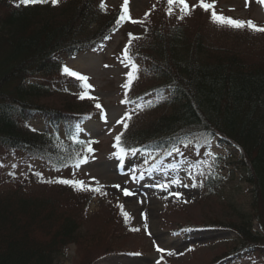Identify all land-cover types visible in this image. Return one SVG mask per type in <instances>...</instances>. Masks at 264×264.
<instances>
[{
  "label": "trees",
  "instance_id": "obj_1",
  "mask_svg": "<svg viewBox=\"0 0 264 264\" xmlns=\"http://www.w3.org/2000/svg\"><path fill=\"white\" fill-rule=\"evenodd\" d=\"M111 11H101L93 0L55 6L0 0V162L25 157L63 169L73 167L77 153L88 154L70 137L75 133L89 142L77 125L90 116L91 100L79 98L80 81L62 68L65 57L94 50L109 36L120 4ZM151 34L141 56H147L143 64L156 82H146L138 92L150 96L149 110L164 111L138 129L125 130L123 145L140 149L138 154L156 153L153 164L159 168L186 158L201 161L213 141L225 147L252 198L247 221L210 225L228 228L240 240L213 262L264 256V57L249 61L239 48L213 45L200 32L188 37L177 27L162 26ZM68 86L76 92L64 89ZM60 93L69 98L59 106L44 103ZM40 120L43 127L36 128L33 121ZM187 140L192 143L185 147L181 142ZM174 146L180 153L166 155ZM188 148L192 153H185ZM15 188L0 196V264H61L70 244L80 255L75 264H94L114 251L105 231L80 233L71 204L26 195L20 184ZM255 220L260 232L251 230Z\"/></svg>",
  "mask_w": 264,
  "mask_h": 264
},
{
  "label": "rangeland",
  "instance_id": "obj_2",
  "mask_svg": "<svg viewBox=\"0 0 264 264\" xmlns=\"http://www.w3.org/2000/svg\"><path fill=\"white\" fill-rule=\"evenodd\" d=\"M66 1L59 0L58 4ZM101 2L93 0L97 7H100ZM205 2L214 3V9L205 11L198 6V0H187L190 9L192 5L197 6L190 15L178 19L181 15L180 6L174 5L169 15L165 11L166 0H128L130 20L121 24L116 23L117 19L113 21L114 30L94 50L65 57L64 66L86 76L87 83L91 85L84 98L91 100L85 103L90 118L80 125V135L95 141L94 151L86 153L87 163L81 164L79 168L57 169L51 168L44 160L25 157L5 158L0 162V196L13 192L15 186L20 184L23 187L21 193L51 198L59 206L66 203L74 206L75 215L79 218V230L83 235L105 231L114 251L97 258L94 264H214L221 257L213 262L214 258L230 251L240 242L230 229L210 226L215 222L240 223L249 217L251 188L232 165L235 158L225 147L213 141L209 151H202L205 155L201 161L194 163L186 158L185 161L163 168L153 167L156 153L126 155L123 163L113 156L116 151L113 147L114 137L125 131L123 122L128 124L127 129L132 126V129H138L164 111V107L149 110L147 103L150 96L138 92V88L146 82H156L152 76L149 78L150 70L143 64L147 56H141L152 40V30L162 26L166 29L177 27L188 37L200 32L213 45L243 50L249 61L264 57V32L220 26L210 18L211 11L215 10L218 15L251 20L258 27H264V5L258 0ZM103 4L105 7L101 11L112 13L114 11L111 10L119 4L121 8L123 0H103ZM132 20H142L143 23H133ZM126 45L129 46L132 63L137 65L135 79L128 90L122 88L130 71V65L123 56ZM64 89L73 93L77 90L72 86ZM68 98L61 93L55 94L46 98L44 103L59 106L62 99ZM124 100L128 102L122 103ZM97 103L103 109L104 119L101 118V109L96 107ZM128 116L131 118L128 119ZM118 120L123 122L117 123ZM33 124L36 128L43 127L41 120L33 121ZM188 151L192 153L193 149L188 148L185 153ZM145 160L148 162L145 163ZM205 162L212 165L211 169ZM37 172L41 173L40 177L35 175ZM208 176L211 182L206 183ZM25 178L27 181L23 182ZM57 178H74L90 187L102 188L100 192L87 195L85 191L75 193L73 188L63 189L59 183L46 182ZM173 180H179L180 183L173 184ZM193 181L203 186L191 187ZM161 184H167V189L159 187ZM124 189L131 195H124ZM175 193L180 194L179 198ZM122 210L128 213L127 222L121 214ZM251 230L260 232L256 220L252 221ZM157 247L164 251L157 252ZM169 252L174 255H168ZM259 256L253 260L243 257L237 259L239 261L228 259L216 264H264V256ZM79 259L76 246L70 244L60 260L61 264H75Z\"/></svg>",
  "mask_w": 264,
  "mask_h": 264
},
{
  "label": "snow or ice",
  "instance_id": "obj_3",
  "mask_svg": "<svg viewBox=\"0 0 264 264\" xmlns=\"http://www.w3.org/2000/svg\"><path fill=\"white\" fill-rule=\"evenodd\" d=\"M19 2L21 4H23V5H29V4H36V3H49V0H19ZM50 2H51V4L53 6H55L56 4L59 3V0H50ZM258 2L260 4H262V5H264V0H258ZM166 4H167V7H166L165 11L169 15L172 14L174 5H179L180 6L181 15L177 17L178 19H183L185 16L190 15L191 10H194V8L197 6V5H192L191 9H190L189 4L187 3V0H166ZM127 5H128V0H123V5L121 6L120 15L118 16V18L116 20L117 24H121L125 20H130L131 19V17L128 14ZM198 6L201 7L202 9H204L205 11H208L210 9H214V3H206L205 0H198ZM100 7H101V9H104V7H105V5L103 4V0H102V2L100 4ZM210 18H211L213 23L218 24L220 26H227V27H230V28H233V29H244V28H247V29H249L251 31H255V32H264V27H258L251 20L244 21V20L233 19L231 17H226V16H223V15H218L215 10L211 11V17ZM132 22L133 23H143L142 20H140V21L132 20ZM129 35L131 36V34H129ZM130 43H131V40L129 41V44ZM123 56H124V59L127 62V64L130 65V71L127 72V82L122 84V88H124L125 90H128L130 88L131 84H132V81L135 79V73L137 72V65L135 63H132V61H131V57L129 56V46L128 45L125 46V49H124V52H123ZM62 73L64 75H66V76L74 77L75 79H77L78 81L81 82L80 87L82 89H84V91H81L79 93V98L84 99L88 95L87 94V89H89L91 87V85H89L87 83V79L88 78L86 76H84V75L79 74L76 71L71 70L67 66H64L62 68ZM125 95L127 96V91H126ZM88 98L91 99L92 97H88ZM121 102L122 103H127L128 101L124 100V101H121ZM96 107L98 109H101V106L98 103L96 104ZM101 118L102 119L105 118L104 115H103V109H101ZM127 118L130 119L131 117L128 116ZM122 122H123V120H118L117 121V123H122ZM123 127H124V130H126L127 127H128V124L126 122H123ZM33 131H35V129H33ZM77 131H82V129L79 127V125H77ZM123 135H124L123 131L121 133L117 134L114 137L115 143L113 144V147L116 149V151L113 153V156L117 160H119L121 163L124 162V159H125L126 155L135 156L140 151V149H137V148L126 149V147L123 145ZM70 139L72 140L73 143L81 144L83 153L91 154L94 151V149L92 148L91 145H92V143H95V141H89L88 143H84V142H82V141H80V140H78L76 138L75 133H73L71 135ZM181 143H184V146L188 147V146L191 145L192 141L191 140H187L186 142L182 141ZM172 153H180V149L178 147L174 146L171 149L170 152H166L165 154L166 155H172ZM76 155L79 158L76 159L73 162V164H72L73 167L79 168L81 164L87 163V159H88L87 156H83V155H81V153H77ZM69 159H71V157ZM147 162L148 161L145 160V163H147ZM157 163H159V161ZM205 163H206V166L209 169H211L212 165L207 163V162H205ZM61 166L63 167V166H67V165L66 164H62ZM13 167H15V165H13ZM153 167H155V165H153ZM133 171H135V170L133 169ZM35 175L37 177H40L41 173L37 172V173H35ZM200 175L203 176L204 173L201 172ZM140 178L141 179L143 178V173H141V177ZM46 182L47 183H59V184H62V185H67V186L73 188L76 191H90V192H93V193L100 192L101 188H102V186L90 187V186L86 185L84 181L76 180L74 178L73 179L57 178L55 180H49V181H46ZM171 182L173 184H177V185L180 183L179 180H173ZM97 185H99L98 181H97ZM184 186L188 187L189 185H184ZM197 186H201L202 187L203 184L200 183L198 185L195 181H193V183L191 184V187H197ZM115 187H119V186L116 185ZM159 187H161L162 189H167L168 185L167 184H161V185H159ZM124 195H126V196L127 195H131V193L127 189H124ZM174 195H176L177 198H179L180 194L179 193H175ZM120 207H121V209H123L122 205ZM121 214L124 216L125 222H127L128 219H129L128 213L124 212L122 210ZM156 251L157 252H163L164 249H162L160 247H157ZM168 255H174V253L169 252Z\"/></svg>",
  "mask_w": 264,
  "mask_h": 264
},
{
  "label": "bare ground",
  "instance_id": "obj_4",
  "mask_svg": "<svg viewBox=\"0 0 264 264\" xmlns=\"http://www.w3.org/2000/svg\"><path fill=\"white\" fill-rule=\"evenodd\" d=\"M17 2V1H16ZM18 3H20V2H18Z\"/></svg>",
  "mask_w": 264,
  "mask_h": 264
}]
</instances>
